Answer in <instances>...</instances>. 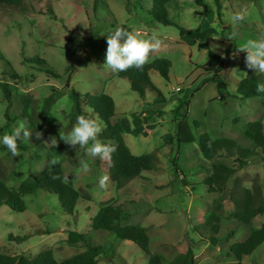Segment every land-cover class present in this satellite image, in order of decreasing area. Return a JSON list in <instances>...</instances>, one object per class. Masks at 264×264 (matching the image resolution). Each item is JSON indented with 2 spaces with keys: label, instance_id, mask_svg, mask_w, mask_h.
Here are the masks:
<instances>
[{
  "label": "rangeland",
  "instance_id": "obj_1",
  "mask_svg": "<svg viewBox=\"0 0 264 264\" xmlns=\"http://www.w3.org/2000/svg\"><path fill=\"white\" fill-rule=\"evenodd\" d=\"M33 1L38 12L0 5V83L6 78L11 80L14 100L8 108L0 88V139L22 122L15 118L23 111L24 98L32 99L34 113L46 107L45 98L52 89H58V94L47 106V122L41 129L26 124L31 136L18 142L19 156L14 157L0 143V178L17 189L24 180L41 175L56 160L65 170V182L85 189L91 201H79L74 212L69 213L57 194L40 189L25 197L24 212L0 206V252L34 257L52 250L58 260H63L85 250L83 245L73 247L67 243L69 232L78 231L104 246L97 264H149L150 255L133 242L107 230L92 229V219L101 204L113 202L130 212L128 223L149 227V251L164 256V264H170L188 247L194 249L197 264L237 262L228 247L260 228L264 213L255 217L251 225L224 220L220 230L212 233L204 224L219 196L210 193L204 184L205 177L212 173L211 161L204 158L197 143L178 145L175 135L178 122L188 116L197 140L207 131L213 138L230 137L243 147L256 149L261 155L251 158L237 176L245 187L251 188L257 181L264 186V150L246 136L248 124L257 121L262 123L264 133V98H244L237 92L240 81L250 72L245 64L246 53L238 48L264 29V0H204L208 12L196 0H174L166 8L168 19L175 25L160 22L147 11L148 3L142 8L138 0ZM49 7L55 17L48 13ZM242 10L246 11V20L234 25L231 17ZM161 18L164 20L165 16L162 14ZM176 25L213 28L218 35L211 37L208 49H200L183 42ZM117 27L135 29L143 38L155 35L162 40V47L151 53L150 59L152 62L165 58L171 62L170 80L157 70L151 71L152 81L162 96L147 90L143 97L126 78L104 65L107 34ZM234 27L238 36L230 40L227 36ZM214 53L224 57L226 100L220 98L218 84L207 79L210 74L203 69ZM26 57L45 59L61 78L38 71L36 66L24 62ZM12 68L22 77L18 82L6 75ZM257 75L264 82V74ZM68 79L70 87L80 92L111 95L127 145L137 155L154 152L160 169L145 170L122 188L109 179L107 188L101 189L98 181L108 175V161L92 158L84 148H74L63 140L76 124L69 119L74 101L66 88ZM133 113L141 119L146 113L152 118L136 128ZM194 120L200 121L198 127ZM37 132L43 133L41 139L36 138ZM222 161L232 164L233 158L224 156ZM82 162L89 165L87 172L82 170ZM234 184L235 178L229 188L233 189ZM224 203L226 211L233 209L230 198ZM211 235L216 236V244L210 243ZM241 264H264V242Z\"/></svg>",
  "mask_w": 264,
  "mask_h": 264
},
{
  "label": "trees",
  "instance_id": "obj_2",
  "mask_svg": "<svg viewBox=\"0 0 264 264\" xmlns=\"http://www.w3.org/2000/svg\"><path fill=\"white\" fill-rule=\"evenodd\" d=\"M172 1L174 0H138V4L144 8L145 4L148 3L149 8H147V11L151 15L160 22L174 24L167 17L168 11L166 8V5ZM196 2L208 12V7L204 0H196ZM0 5L18 8L21 11L38 12L33 0H0ZM48 13L55 17L52 7L48 8ZM162 14L165 16L164 20L161 18ZM176 26L183 42L190 46L198 45L200 49H208L211 37L218 35V31L213 28L188 29L179 25ZM24 62L36 66L38 71L45 72L51 77L61 78V75L43 58L26 57ZM7 64L10 65L8 61ZM223 66L224 57L214 53L211 54L210 60L203 66V69L210 74L207 79L218 84L220 98L226 100L227 96L223 92V86L227 83L222 77ZM170 68L171 62L169 60L156 58L152 62L147 63L143 70L131 68L117 73V76L126 78L130 82L131 88L139 92L143 97L146 96L147 90L157 91L161 95L152 81L151 71L157 70L163 78L170 80ZM6 75L13 79V82H18V79H22L14 68H12L11 72H7ZM10 81L6 78L5 81L0 83L4 99L9 103L8 108L14 102ZM258 83L264 82L257 75V72L250 70L248 77L240 81L237 92L244 98H264V93L256 91ZM66 88L70 89L69 95L74 101L73 109L69 113V119L74 122L80 115L99 118L106 125L99 139L101 142L112 143L117 146L111 158L106 159L109 166L107 174L110 180L117 185V188H122L131 179L140 177L145 170L160 169L155 162L154 152L137 155L127 145L124 138V127L118 119L115 100L111 95L107 93L91 94L80 92L74 87H70V79H68ZM57 94L58 89H52L45 98L46 107L34 113L31 107L32 99L29 97L24 98L22 101L24 105L23 111L17 115L15 120H22L31 127H39L41 129L42 125L47 122V106L51 105ZM7 117H10L9 112H7ZM132 118L134 126L139 128L143 124H147L152 117L146 113L145 117L141 119L137 113H133ZM185 118L187 120L179 121L177 125L175 137L178 145L198 144L204 158L211 161L212 165V173L205 177L204 184L208 187L210 193L219 195L213 202L210 216L204 222L205 226L210 228L211 232L213 231L212 233H217L224 220L251 225L255 217L264 213V186L257 181L253 187H245L237 174L249 164L251 158L260 156V152L254 148L243 147L230 137L213 138L207 131L203 132L197 140L188 122V116ZM12 120L13 118L10 117V121ZM199 124L200 121L194 120L195 126L198 127ZM262 129L261 122H251L248 124L246 136L264 150V133ZM19 146L24 150L29 149L28 146ZM224 156L232 157L233 163L229 164L222 161ZM53 176L60 178L52 179L51 177ZM65 177V170L61 162H58L46 168L41 175L24 180L17 189L9 187L0 178V206L7 205L14 212H24L27 209L25 197L35 194L40 189H44L50 193L57 194L63 209L73 213L79 201H91V197L85 189H77L67 184ZM233 178H235V184L233 189H230L229 184ZM227 198H230L234 204L233 209L229 211H226L224 203ZM130 215V212L124 209L123 205L103 202L99 212L92 219L91 227L94 231L107 230L113 232L122 240L133 242L150 255L149 264H164L166 261L164 256L151 254L149 251L151 242L149 227L140 223H128L127 220ZM25 238L27 236L20 238V240ZM89 238L90 235L87 233L70 231L67 243L73 247L83 245L85 250L63 260H58L52 250L42 251L34 257L9 255L0 252V264H97L105 248ZM210 238V243L216 244V236L211 235ZM263 242L264 223L260 228L253 230L244 241L236 242L228 247L229 254L235 257L237 262L224 264H241L244 257L251 255ZM170 264H197L194 249L188 247L185 252L177 254L170 261Z\"/></svg>",
  "mask_w": 264,
  "mask_h": 264
},
{
  "label": "clouds",
  "instance_id": "obj_3",
  "mask_svg": "<svg viewBox=\"0 0 264 264\" xmlns=\"http://www.w3.org/2000/svg\"><path fill=\"white\" fill-rule=\"evenodd\" d=\"M231 20L234 25L246 20V11L242 10L235 13ZM238 36L236 27L227 36L232 40ZM107 49L104 65L114 73L124 72L131 68L143 70V67L150 62L151 53L158 51L162 47V40L153 35L148 38L141 37L135 29L129 31L123 27H117L114 31L107 34ZM239 51L246 53V67L255 72L264 74V29L258 30L255 38H249ZM258 93H264V83H258L256 86ZM106 125L99 118L80 115L77 117L76 124L71 132L63 140L72 147L79 146L86 150V154L92 158L110 159L116 151L117 146L112 143H104L99 139ZM29 132L26 122H20L15 126L11 133H4L0 143H2L15 156H19L18 142L29 140ZM43 133L37 132L36 138L41 139ZM51 143H55L52 137ZM90 145V146H89ZM52 165L57 163L51 161ZM82 170L87 172L89 165L86 162L81 163ZM59 179L58 176L51 177ZM67 180V177H65ZM110 177L104 175L100 177L98 184L101 189H106Z\"/></svg>",
  "mask_w": 264,
  "mask_h": 264
}]
</instances>
